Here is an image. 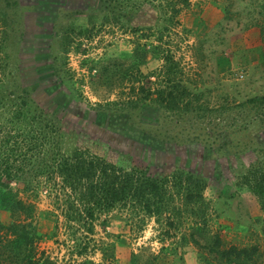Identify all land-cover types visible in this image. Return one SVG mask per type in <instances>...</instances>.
Listing matches in <instances>:
<instances>
[{
    "label": "rangeland",
    "instance_id": "obj_1",
    "mask_svg": "<svg viewBox=\"0 0 264 264\" xmlns=\"http://www.w3.org/2000/svg\"><path fill=\"white\" fill-rule=\"evenodd\" d=\"M101 3L0 0V94L13 89L14 95L0 107V159L18 136L9 125L10 112L22 98L33 109V70L47 63L48 70L59 72L60 77L47 79L48 88L51 97L66 95L68 122L84 127L85 119L71 116L78 110L110 113L115 132L107 134L102 127L96 135L101 152L113 158L144 156L145 162L155 154L159 169L167 172L185 162L205 177L203 199L186 204L169 188L173 200L161 216L145 213L141 205L120 203L90 219L82 204L75 201L69 207L74 198L59 180L33 179L30 163L11 156L12 173L24 177L22 183L17 178L10 181L12 190L33 209L30 216L12 220L32 223L36 234L16 255L7 244L13 236L0 227V264H25L27 258L32 264H235L214 260L200 246L216 235L225 247L256 246L248 264H264V209L257 196L235 191L233 184L241 165L260 159V152L256 155L251 147L264 142V122L254 119L258 113L248 108L228 109L264 95V0ZM151 44L170 53L179 63L183 83L199 92L205 106L199 117L179 119L149 104L130 110L125 105L140 94L141 83L126 79L110 84L103 79V69H115L119 75ZM149 59L148 51L145 60ZM60 78L63 83H55ZM151 79L154 86L156 79ZM13 80L17 84L11 87ZM240 124L244 130L234 135L235 146L227 153L211 146L214 140L224 144L227 127ZM133 125L145 129L140 155L134 153L139 141H128L118 129ZM69 209L75 211L71 219L65 216ZM0 220L11 218L3 213Z\"/></svg>",
    "mask_w": 264,
    "mask_h": 264
},
{
    "label": "trees",
    "instance_id": "obj_2",
    "mask_svg": "<svg viewBox=\"0 0 264 264\" xmlns=\"http://www.w3.org/2000/svg\"><path fill=\"white\" fill-rule=\"evenodd\" d=\"M111 2L112 0H102L101 5L110 6ZM148 51L150 59L145 60V53ZM135 57L134 64L123 69L117 76L115 69L107 67L102 70L103 79L110 84H123L126 79L141 83L138 87L140 94L131 96L125 107L136 110L143 104H149L156 110L173 112L179 119L199 117L201 112L204 113L205 106L199 102V92L191 91L183 83L179 63L170 53H166L160 45L151 44L149 49L136 53ZM43 64L34 67L33 70L37 78L35 84L33 83V109L30 108L27 99L22 98L10 112L12 116L8 122L18 132V136L14 135L13 143L4 152L5 158L0 159V215L6 213L11 218L8 221L0 220V227L6 228L13 236L7 244L16 255L21 253L23 244L31 242L36 231L32 223L12 220L14 216L20 217L22 214L30 216L33 209L12 190L10 181L17 178L18 182L22 183L24 177L20 176V173H12L10 168L12 165L8 164L11 156H19L22 161L30 163L33 168V179L44 177L53 181L59 180L64 189L70 191L71 198H74L69 200V207L75 206V201L79 205L82 204L84 214L90 219L95 217L97 211L111 209L120 203L141 205L145 213L161 216L169 211V205L173 200V193L169 188L176 194H181L182 201L186 204L197 203L203 199L205 177H201L198 171L185 162L167 172L159 169V158L154 153V158L145 162L144 156L130 159L119 154V157L113 158L104 151L101 152L96 135H99L102 127L108 131L107 134L113 131L109 125L110 113L78 110L71 114L74 119L81 117L85 119L87 124L92 125L90 129L85 122L82 124L84 127H78L76 121L68 122L66 95L51 97V90L48 88L47 79L59 76V72L52 67L48 70V64ZM151 78L156 79L154 86L151 85L153 82ZM143 79L149 82L148 86H144ZM56 80L55 83H63L61 78ZM15 82L11 81V87L17 84ZM12 91L13 89H10L6 95L0 94V107L5 100L9 102L14 100ZM235 108L238 110L248 108L253 113H258L254 119L260 117V121L264 122V95L251 96L228 109ZM231 126L227 127L224 144L217 140L211 144V146L214 144L215 149L221 154L227 153L229 148L235 146L234 135L237 136L239 131L244 130L242 124ZM118 129L120 135L128 141H139L134 153L140 155L143 151L138 148L144 147L145 142L142 140L145 129L139 130V127L136 128L134 125ZM147 135L150 137L151 134ZM251 150L253 152L257 150L256 155L260 152V159L247 166L241 165L233 184L235 191L247 190L257 196L264 209V142L258 143L257 148L251 147ZM148 162L154 164L151 166ZM74 213L75 211L69 209L65 216L71 219ZM195 243L199 245L196 239ZM200 246L220 263L248 264L253 260L257 250L256 246L225 247L218 235L212 237L211 243ZM26 260L25 264H32L31 258Z\"/></svg>",
    "mask_w": 264,
    "mask_h": 264
}]
</instances>
